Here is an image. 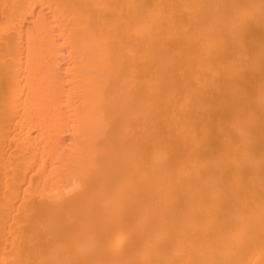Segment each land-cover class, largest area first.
<instances>
[{"label":"bare ground","instance_id":"1","mask_svg":"<svg viewBox=\"0 0 264 264\" xmlns=\"http://www.w3.org/2000/svg\"><path fill=\"white\" fill-rule=\"evenodd\" d=\"M0 264H264V0H0Z\"/></svg>","mask_w":264,"mask_h":264}]
</instances>
